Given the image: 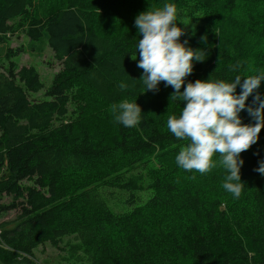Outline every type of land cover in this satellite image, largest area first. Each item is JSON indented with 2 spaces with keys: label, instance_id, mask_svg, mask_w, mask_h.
Segmentation results:
<instances>
[{
  "label": "trees",
  "instance_id": "1",
  "mask_svg": "<svg viewBox=\"0 0 264 264\" xmlns=\"http://www.w3.org/2000/svg\"><path fill=\"white\" fill-rule=\"evenodd\" d=\"M216 1L217 28L187 29L180 37L204 59L193 62L181 92L197 79L230 82L264 71V0L255 5L258 13L238 6L239 0ZM32 5L0 0V45L14 28L11 21ZM237 30L242 34L231 45L226 39L214 51L204 45L209 34L227 37ZM25 32L33 42L45 40L62 68L46 91L49 98L37 100L30 94L45 87L38 69L18 66V50L6 51L8 65L0 70V264H42L35 250L47 242H64L79 264H264V175L255 171L264 161V129L260 143L240 154L245 184L234 198L222 187L227 171L218 153L213 161L219 169L208 175L177 165L190 142L176 138L167 119L181 115L183 101L171 97L174 89L163 81L158 91H147L140 80L142 34L136 27L103 34L90 0H64L49 15L31 17ZM256 91L264 99V81ZM125 99L142 109L136 127L115 122L110 112ZM71 101L75 115L64 119ZM246 122L255 123L252 117ZM154 161L160 167L152 168L151 196L117 216L100 187L133 193L141 185L122 176ZM27 178L34 183L24 184ZM218 187L223 194H209ZM12 209L17 216L1 220ZM168 216L157 230L156 222Z\"/></svg>",
  "mask_w": 264,
  "mask_h": 264
},
{
  "label": "clouds",
  "instance_id": "2",
  "mask_svg": "<svg viewBox=\"0 0 264 264\" xmlns=\"http://www.w3.org/2000/svg\"><path fill=\"white\" fill-rule=\"evenodd\" d=\"M177 11L174 4L168 3L136 17L135 27L138 34H142L137 45V67L143 69L140 80L147 91H158L163 81L166 87L174 89L171 97L183 101L181 115H169L167 119L170 132L190 142L176 156L177 165L186 171L206 174L217 166L213 156L218 153L219 164L227 171L222 187L234 198H239L245 184L241 180L244 160L240 154L257 143L264 129V99L256 91L264 81V71L244 77L236 75L230 82L197 79L194 83L188 82L181 92L185 78L193 71V62L204 59L200 49L188 47L187 40L180 41L185 29L178 26ZM237 86L241 87L239 94ZM254 91L252 104L246 105ZM245 109L255 123L242 122L240 113ZM110 112L115 122L128 128L141 122L142 109L137 102L125 99L114 103ZM255 171L264 175V161L259 162Z\"/></svg>",
  "mask_w": 264,
  "mask_h": 264
},
{
  "label": "rangeland",
  "instance_id": "3",
  "mask_svg": "<svg viewBox=\"0 0 264 264\" xmlns=\"http://www.w3.org/2000/svg\"><path fill=\"white\" fill-rule=\"evenodd\" d=\"M93 9L96 11V27L99 32L103 34H111L119 32L127 27H135L136 17L146 10H155L162 8L163 5L171 3L177 7V23L181 28L195 29L198 27L205 28H217L218 19L216 17V0H212L211 4H208L202 0H90ZM257 3L262 5L260 0H239L238 6L245 7L247 9L252 8L256 13L260 10V5L255 6ZM64 6V0H33L32 7L28 12L20 17L11 21L14 28L8 34V41L0 45V70H5L8 65V59L6 58V51L8 48L18 50L16 56L13 59L17 62L18 66L23 64L34 65L44 82V89L31 93L30 96L34 99H47L46 91L50 87L55 73L62 68V63L54 57V53L51 47L45 42L40 40L33 42L26 35V28L31 17L46 16L55 10ZM242 34V30L229 34V36H221L219 33L216 35L209 34L211 38H206L204 45H206L212 51L223 40H227L228 44H233L235 40ZM208 36V35H207ZM138 64L139 57H136ZM142 72L143 69L139 68ZM247 105V103H246ZM76 102L71 101L69 105V114L64 119L70 118L75 115ZM240 117L243 123L251 118L247 110H243L240 113ZM63 119V120H64ZM61 122L57 120L55 123ZM261 141L259 137L256 144L251 147L257 146ZM156 169L160 167L157 161L152 164L130 168L122 176L123 180L129 177H133L136 182L141 185L140 189L135 190L133 193L125 192L119 189H112L109 187L101 186L108 204L117 216H122L131 211L134 206L144 203L152 194L153 188L151 183L153 178L151 177L152 168ZM219 169L217 165L212 168L208 173L202 175H208L212 172H216ZM199 173V172H198ZM75 174H70L67 180L74 177ZM76 179V176H75ZM26 185L33 184L32 178L23 180ZM113 191V192H111ZM209 194H223L221 188H212L209 190ZM10 196H5L4 201H9ZM18 210L12 209L5 212L2 215V219H13L17 216ZM171 219V216L164 217L161 221H157L155 228L158 230L160 225H164ZM66 240V239H65ZM66 244L62 242L60 246H55L49 242L40 245L36 248L35 254L37 259L42 264H79L75 262L74 258L70 256Z\"/></svg>",
  "mask_w": 264,
  "mask_h": 264
}]
</instances>
